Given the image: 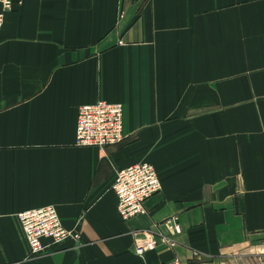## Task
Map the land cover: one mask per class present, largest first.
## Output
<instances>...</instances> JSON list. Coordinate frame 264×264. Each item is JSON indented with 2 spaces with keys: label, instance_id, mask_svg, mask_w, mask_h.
<instances>
[{
  "label": "crops",
  "instance_id": "crops-1",
  "mask_svg": "<svg viewBox=\"0 0 264 264\" xmlns=\"http://www.w3.org/2000/svg\"><path fill=\"white\" fill-rule=\"evenodd\" d=\"M217 1L23 0L4 12L0 264H264V116L245 120L234 144L229 118L208 116L201 144L205 118L187 113L213 72L199 58L215 52ZM223 1L230 39L253 2L264 26V0ZM100 99L124 105V140L76 144L79 106ZM139 161L162 188L124 220L113 182ZM45 205L81 238L45 239L36 255L17 214ZM173 217L181 233L166 225Z\"/></svg>",
  "mask_w": 264,
  "mask_h": 264
},
{
  "label": "rangeland",
  "instance_id": "rangeland-1",
  "mask_svg": "<svg viewBox=\"0 0 264 264\" xmlns=\"http://www.w3.org/2000/svg\"><path fill=\"white\" fill-rule=\"evenodd\" d=\"M224 10V1H217L215 37L210 34L211 43L215 41L216 46L215 52L211 53L212 59L206 55L199 56L200 67L210 66L213 69V72L210 71V83L206 82L207 79L205 82L200 81L198 90L193 91V106L187 108L189 115L205 118L201 119L200 124L203 134L198 139L201 144L211 136L209 131L213 123L208 116L229 118L230 124L226 125L231 126L229 130L233 144L239 140L245 120L250 125L256 121V116H260L261 120L264 116V26L256 18L253 2L241 11L245 15L238 28L241 35L236 36V28L231 27L233 36L230 39V36L224 35V12H228ZM235 23L239 22L233 18L232 24ZM189 141L191 144L192 140Z\"/></svg>",
  "mask_w": 264,
  "mask_h": 264
},
{
  "label": "built area",
  "instance_id": "built-area-1",
  "mask_svg": "<svg viewBox=\"0 0 264 264\" xmlns=\"http://www.w3.org/2000/svg\"><path fill=\"white\" fill-rule=\"evenodd\" d=\"M23 0H0V30L4 24V12L12 10ZM124 105L120 102H110L100 99L93 103L79 106L76 138L79 145H93L104 148L124 140ZM113 190L117 196V209L124 220L147 212L146 202L162 188L161 179L156 166L150 161H139L116 172ZM26 240L33 254H42L46 245L45 239L52 244H61L68 239L79 240L80 232L67 227L54 205H45L22 210L17 214ZM175 233H181L182 228L175 217L165 221ZM163 241L174 246L177 240L173 236L160 233ZM139 255L145 252L144 246L136 249ZM171 264H179L175 260Z\"/></svg>",
  "mask_w": 264,
  "mask_h": 264
}]
</instances>
